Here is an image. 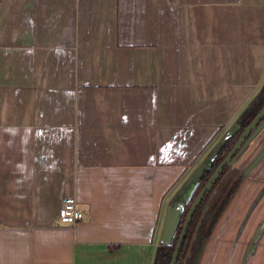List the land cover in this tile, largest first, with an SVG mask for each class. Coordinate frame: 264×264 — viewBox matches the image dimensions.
Masks as SVG:
<instances>
[{
	"label": "crops",
	"instance_id": "0c3cea01",
	"mask_svg": "<svg viewBox=\"0 0 264 264\" xmlns=\"http://www.w3.org/2000/svg\"><path fill=\"white\" fill-rule=\"evenodd\" d=\"M263 82L264 0H0V264H152ZM232 165L200 264H264V123Z\"/></svg>",
	"mask_w": 264,
	"mask_h": 264
},
{
	"label": "trees",
	"instance_id": "16d2710c",
	"mask_svg": "<svg viewBox=\"0 0 264 264\" xmlns=\"http://www.w3.org/2000/svg\"><path fill=\"white\" fill-rule=\"evenodd\" d=\"M264 107V82L248 103L245 109L237 118L239 125L238 131L229 136L214 157V160L208 170H206L195 191L193 192L188 204L186 205L175 236L170 244H160L154 255L152 264H171L173 254L181 235L182 227L188 215L191 205L197 195L204 187L212 173L223 161L227 153L233 147L243 131L249 126L253 119ZM245 175L237 167L227 164L220 175L215 180L212 187L202 199L199 207L194 213L187 230L182 248L179 253L177 264H199L206 244L213 234V231L224 214L231 200L240 188Z\"/></svg>",
	"mask_w": 264,
	"mask_h": 264
},
{
	"label": "water",
	"instance_id": "95a60500",
	"mask_svg": "<svg viewBox=\"0 0 264 264\" xmlns=\"http://www.w3.org/2000/svg\"><path fill=\"white\" fill-rule=\"evenodd\" d=\"M264 123V107L261 109V111L258 113V115L253 119V121L249 124V126L243 131V133L240 135L239 139L237 140V142L235 143V145L232 147V149L230 150V152L227 154V156L224 158V160L219 164V166L216 168V170L212 173V175L210 176V178L208 179V181L206 182V184L204 185V187L201 189V191L199 192V194L197 195L196 199L194 200L193 204L191 205L190 207V210H189V213L186 217V220L184 222V225L182 227V231H181V235L179 237V240H178V243L176 245V248H175V251H174V254H173V258H172V262L171 264H177V261H178V257H179V253H180V250L182 248V245H183V241H184V238L186 236V233H187V230H188V227H189V224L192 220V217L198 207V205L200 204V202L202 201V199L204 198L206 192L212 187V185L214 184L215 180L217 179V177L220 175V173L222 172L223 168L227 165V164H230L232 165L233 164V161L236 159V157L239 155V153L241 152V150L244 148V144H247V142L252 138V136L255 134V132L257 131V129L262 126ZM236 124L239 128V125L237 123V120H236ZM238 131V130H237ZM236 131V132H237ZM235 132V133H236ZM235 133H232V134H229L227 135L222 144L224 143V141L231 135L235 134ZM222 144L220 145V147L222 146ZM244 145V146H243ZM220 147L218 148L217 152L219 151ZM217 152L213 155L211 161H210V164L207 166V167H204L202 168L201 167V170L199 171V175H198V179L196 181V185H195V188H194V191L197 187V185L199 184L200 182V179L203 175V173L208 170L214 160V157L215 155L217 154ZM239 170H241V172L244 173L245 175V178H246V171H243L241 168L237 167ZM245 180V179H244ZM193 191V192H194ZM239 191V189H238ZM237 191V192H238ZM193 194V193H192ZM236 195V194H235ZM192 196V195H191ZM235 197V196H234ZM233 197V198H234ZM191 198V197H190ZM190 200V199H189ZM233 200V199H232ZM231 200V201H232ZM189 202V201H188ZM231 203V202H230ZM188 204V203H187ZM186 204V205H187ZM185 205V207H186ZM230 205V204H229ZM228 205V206H229ZM185 207L181 210V212L179 213V216H178V220H177V223L175 225V228H174V231H173V235L170 239L169 242H162L161 244H170L175 236V233H176V230H177V227L179 225V222H180V219H181V216H182V213L185 209ZM228 208V207H227ZM227 210V209H226ZM225 210V211H226ZM225 213V212H224ZM223 216V215H222ZM222 218V217H221ZM220 218V219H221ZM220 221V220H219ZM218 224V223H217ZM217 226V225H216ZM216 228V227H215ZM215 231V229H214ZM213 231V233H214ZM213 235V234H212ZM212 236L210 237L209 241L211 240ZM209 241L207 242V244L209 243ZM207 244H206V247H207ZM206 247H205V250H206ZM204 250V252H205ZM203 252V254H204ZM203 257V255H202ZM201 257V259H202ZM200 263H201V260H200ZM199 263V264H200Z\"/></svg>",
	"mask_w": 264,
	"mask_h": 264
},
{
	"label": "built area",
	"instance_id": "2783aa9c",
	"mask_svg": "<svg viewBox=\"0 0 264 264\" xmlns=\"http://www.w3.org/2000/svg\"><path fill=\"white\" fill-rule=\"evenodd\" d=\"M83 218V212L74 197L66 198L59 210L58 221L61 224L75 226Z\"/></svg>",
	"mask_w": 264,
	"mask_h": 264
},
{
	"label": "flooded vegetation",
	"instance_id": "af4514ba",
	"mask_svg": "<svg viewBox=\"0 0 264 264\" xmlns=\"http://www.w3.org/2000/svg\"><path fill=\"white\" fill-rule=\"evenodd\" d=\"M238 139H239V138H238ZM236 142H237V141H236ZM236 142H235V143H236ZM234 145H235V144H234ZM234 145H233V146H234ZM244 145H245V144H244ZM244 145H243V146H244ZM231 149H232V148H231ZM231 149H230V150H231ZM229 152H230V151H229ZM229 152H228V153H229ZM228 153H227V154H228ZM226 156H227V155H226ZM226 156H225V157H226ZM223 160H224V159H223ZM233 166H234V165H233ZM235 167H236V166H235ZM224 168H225V167H224ZM224 168H223V169H224ZM208 191H209V190H208ZM208 191H207V192H208ZM207 192H206V194H207ZM206 194H205V196H206ZM205 196H204V197H205ZM200 203H201V202H200ZM198 207H199V205H198ZM198 207H197V208H198ZM196 210H197V209H196ZM195 212H196V211H195ZM188 213H189V212H188ZM185 220H186V219H185ZM189 225H190V224H189ZM186 234H187V233H186ZM184 239H185V238H184ZM183 242H184V241H183Z\"/></svg>",
	"mask_w": 264,
	"mask_h": 264
}]
</instances>
